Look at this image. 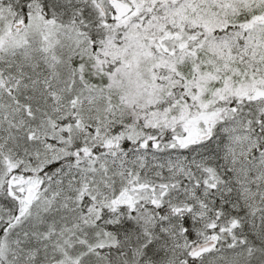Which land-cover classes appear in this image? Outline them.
I'll use <instances>...</instances> for the list:
<instances>
[{
  "label": "snow or ice",
  "instance_id": "1",
  "mask_svg": "<svg viewBox=\"0 0 264 264\" xmlns=\"http://www.w3.org/2000/svg\"><path fill=\"white\" fill-rule=\"evenodd\" d=\"M0 264H264V0H0Z\"/></svg>",
  "mask_w": 264,
  "mask_h": 264
}]
</instances>
